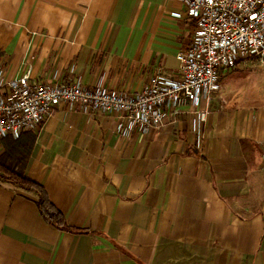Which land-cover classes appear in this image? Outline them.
<instances>
[{"label": "crops", "instance_id": "0c3cea01", "mask_svg": "<svg viewBox=\"0 0 264 264\" xmlns=\"http://www.w3.org/2000/svg\"><path fill=\"white\" fill-rule=\"evenodd\" d=\"M191 26L181 0H0V93L30 68L36 85L136 94L175 76ZM260 76L240 64L209 102L129 136L112 115L59 104L25 176L80 232L0 183V264H264V89L239 87Z\"/></svg>", "mask_w": 264, "mask_h": 264}, {"label": "built area", "instance_id": "2783aa9c", "mask_svg": "<svg viewBox=\"0 0 264 264\" xmlns=\"http://www.w3.org/2000/svg\"><path fill=\"white\" fill-rule=\"evenodd\" d=\"M191 22L188 48L179 54L174 77L153 75L136 94L102 85L85 86L67 79L49 85L30 80V68L8 82L0 93V152L2 140L36 131L61 103L85 112L112 115L116 133H145L172 119L190 104L197 109L220 90L222 77L242 64L264 66V0H181ZM0 69V81L3 77ZM205 120L206 112L199 115ZM198 143L200 135H197Z\"/></svg>", "mask_w": 264, "mask_h": 264}, {"label": "trees", "instance_id": "16d2710c", "mask_svg": "<svg viewBox=\"0 0 264 264\" xmlns=\"http://www.w3.org/2000/svg\"><path fill=\"white\" fill-rule=\"evenodd\" d=\"M36 132L22 133L17 139L2 140L0 153V183L10 184L16 189L33 193L40 216L59 231L78 233V229L70 228L63 214L49 201L45 189L38 183L26 178L25 170L30 159Z\"/></svg>", "mask_w": 264, "mask_h": 264}, {"label": "rangeland", "instance_id": "374dc122", "mask_svg": "<svg viewBox=\"0 0 264 264\" xmlns=\"http://www.w3.org/2000/svg\"><path fill=\"white\" fill-rule=\"evenodd\" d=\"M251 83H254V84L244 83V84H240L239 87L246 88V87H250L252 85H257V87H261V88L264 89V78L262 76H260V78L259 79H256L255 81H251ZM220 86H221V84H220Z\"/></svg>", "mask_w": 264, "mask_h": 264}]
</instances>
